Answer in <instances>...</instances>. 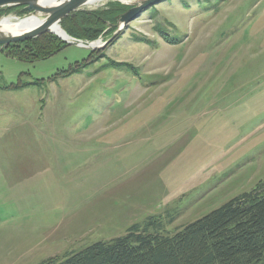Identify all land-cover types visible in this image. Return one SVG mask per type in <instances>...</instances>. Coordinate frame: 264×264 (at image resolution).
Masks as SVG:
<instances>
[{"label": "rangeland", "instance_id": "374dc122", "mask_svg": "<svg viewBox=\"0 0 264 264\" xmlns=\"http://www.w3.org/2000/svg\"><path fill=\"white\" fill-rule=\"evenodd\" d=\"M115 3L129 9L81 10ZM119 15L104 48L28 63L0 46V264L148 218L173 235L264 183V0H164L121 30Z\"/></svg>", "mask_w": 264, "mask_h": 264}, {"label": "trees", "instance_id": "16d2710c", "mask_svg": "<svg viewBox=\"0 0 264 264\" xmlns=\"http://www.w3.org/2000/svg\"><path fill=\"white\" fill-rule=\"evenodd\" d=\"M12 10L17 9L9 11ZM125 10L119 3L107 10H79L65 17L60 26L70 37L92 42ZM2 13L0 10V16ZM164 38L171 44L182 41L170 36ZM66 47L56 36L44 34L24 43L10 44L1 53L34 63ZM152 220L148 218L144 227H131L122 237L97 242L40 264H264V183L176 229L173 235L146 233L150 232ZM152 224L155 232H164L159 221L154 220Z\"/></svg>", "mask_w": 264, "mask_h": 264}, {"label": "water", "instance_id": "95a60500", "mask_svg": "<svg viewBox=\"0 0 264 264\" xmlns=\"http://www.w3.org/2000/svg\"><path fill=\"white\" fill-rule=\"evenodd\" d=\"M92 1L100 2L102 0H0V10L19 8L20 13L24 15L22 18L13 17L14 19L23 20L28 17H38V19H43V22H41L40 25L21 34L0 35V46L7 47L10 44L23 43L44 34H53L63 43H65L66 46H75L87 50L104 48L108 42L101 44V41L86 42L74 39L67 35L60 26V23L65 17L71 13L81 10L85 6H89ZM116 1L129 6V9L123 14L119 15L117 18V26H119V30H121L128 23L137 19L146 10L164 0H127L126 2H122L120 0ZM54 25L59 26L69 40L61 38L53 33L51 28ZM110 26H112V24H110ZM96 42H100V45H94Z\"/></svg>", "mask_w": 264, "mask_h": 264}, {"label": "bare ground", "instance_id": "6f19581e", "mask_svg": "<svg viewBox=\"0 0 264 264\" xmlns=\"http://www.w3.org/2000/svg\"><path fill=\"white\" fill-rule=\"evenodd\" d=\"M120 1L126 2L127 0H120ZM98 2L99 1H92L93 4L90 3L89 6H96L97 4L95 3ZM41 22H43V19H38V17H28L23 20L11 19L10 17L6 19L3 18V20L0 21V35H9V34L18 35L40 25ZM51 31L56 35H58L59 37L69 40L59 26L54 25L51 28ZM94 45H100V42H96L94 43Z\"/></svg>", "mask_w": 264, "mask_h": 264}]
</instances>
